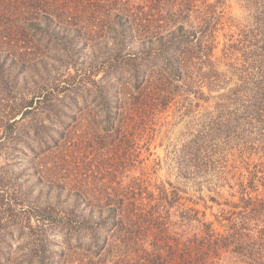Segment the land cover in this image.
I'll list each match as a JSON object with an SVG mask.
<instances>
[{
	"label": "trees",
	"instance_id": "trees-1",
	"mask_svg": "<svg viewBox=\"0 0 264 264\" xmlns=\"http://www.w3.org/2000/svg\"><path fill=\"white\" fill-rule=\"evenodd\" d=\"M254 6L253 27L223 33L221 58L213 60L218 32L232 26L221 0H0V80L7 63L31 78L12 105L49 110L61 92L104 89L94 79L101 73L115 108L108 127L126 158H115V172L134 166L145 118L158 105L168 107L179 89L203 96L204 86L222 84L225 77L216 69L221 60L229 73H241L242 82L217 96L216 110L205 113L179 162L183 177H214L217 186L233 190L229 196L236 200L211 197L228 207L215 215L222 230L204 212L185 207L177 188L150 187L130 176L98 197L69 190V205L21 204L34 222L24 227L21 255L0 256V264H264V163L244 158L252 151L264 155V0ZM106 101L102 97L107 108ZM94 142L55 141L64 153L55 168L70 166L81 152L93 153ZM8 192L0 184L9 202L15 193Z\"/></svg>",
	"mask_w": 264,
	"mask_h": 264
},
{
	"label": "rangeland",
	"instance_id": "rangeland-1",
	"mask_svg": "<svg viewBox=\"0 0 264 264\" xmlns=\"http://www.w3.org/2000/svg\"><path fill=\"white\" fill-rule=\"evenodd\" d=\"M221 2L225 16L232 20V26L231 30L225 27L218 32L219 44L214 50L213 60L221 58L225 41L223 33L238 31V27L243 30L253 27V15L258 11L254 6L257 0ZM6 67L8 72L0 80V184L10 195L15 193V196L8 202L0 193V256L17 258L23 252L18 247L24 244L28 236V230L24 227L29 225L28 222L33 223L34 218L22 211L21 204L25 206L36 202L44 206L49 202H58L61 206L69 205L74 202V199L66 198L69 190L87 189L94 191L95 197H98L99 191L110 193L117 181L122 185L127 184L130 176L148 181L150 187L163 184L168 189L171 186L177 188L185 207H194L200 213L204 212L205 219L222 230L215 215L219 214L220 209L227 210L228 207L217 204L211 197L220 202L224 199L236 200L237 197L229 196L233 190L227 185L217 186L214 177L206 180L183 177L179 173V162L188 153L185 144L206 120L205 113L212 114L216 110L219 104L217 96L227 93L229 89H238L242 83L241 73H229L226 61L221 60L216 66L217 71L225 77L224 82L212 88L204 86L202 92L205 96L179 89L178 95H174L168 107L158 105L150 120L145 118L141 126L146 131L143 133L140 128L142 135L136 141V162L131 167L123 164L118 172H115V158L120 161H126V158L121 150L116 149L118 139L115 129L108 127L111 121L107 120V115L112 117L115 108L111 103L113 95L105 88L106 81H102L101 73L94 79L101 80L104 89L88 86V89L61 92L54 97L48 110L42 106L36 108L35 103L25 108L12 105V101L16 102L21 95L19 92L30 87L31 78L19 73V65L10 67L7 63ZM111 80L116 85L115 80ZM104 96L108 102L107 108L101 105ZM242 100L239 97L240 103ZM237 104L235 107H240ZM86 137L95 141L96 150L86 154L81 152L76 155L77 158L73 155L75 159L72 160L75 162L70 166L55 168V162L64 154L53 147L55 141L60 145L68 138L75 141ZM46 146L50 149L47 150ZM116 150L118 154L113 155ZM232 153L234 156H228L230 161L236 157V152ZM244 158L251 164L264 163L262 151L246 153ZM92 202L102 204L105 199L92 198Z\"/></svg>",
	"mask_w": 264,
	"mask_h": 264
}]
</instances>
